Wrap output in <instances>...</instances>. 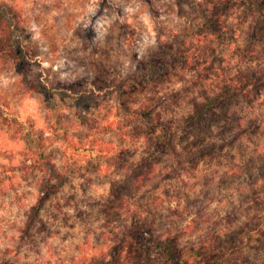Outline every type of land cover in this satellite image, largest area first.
Wrapping results in <instances>:
<instances>
[{"label":"rangeland","instance_id":"1","mask_svg":"<svg viewBox=\"0 0 264 264\" xmlns=\"http://www.w3.org/2000/svg\"><path fill=\"white\" fill-rule=\"evenodd\" d=\"M0 3V264H264V0Z\"/></svg>","mask_w":264,"mask_h":264},{"label":"trees","instance_id":"2","mask_svg":"<svg viewBox=\"0 0 264 264\" xmlns=\"http://www.w3.org/2000/svg\"><path fill=\"white\" fill-rule=\"evenodd\" d=\"M23 28L19 22V16L17 11L12 9L11 6L0 3V65L2 62L11 59L17 55L19 47L17 45V38L23 34ZM256 76L253 73V70H247L245 74L235 84L232 86L235 89H232V92H243L245 88L248 87L249 83H252ZM233 84V83H232ZM68 149L77 150L81 145L76 144L71 140H65ZM97 151H102V148L98 147ZM46 159L44 160L43 165L47 166L45 173L42 178L39 180L38 186V195L37 201L34 205V209L40 208L43 203L47 200L48 195L51 193H56L59 191V183L64 181V176L57 172L56 167L53 164L48 163ZM55 178V182H52L51 179ZM34 216L36 214H33ZM28 225L31 224L30 221L27 222ZM187 264L188 260H182L180 264Z\"/></svg>","mask_w":264,"mask_h":264}]
</instances>
